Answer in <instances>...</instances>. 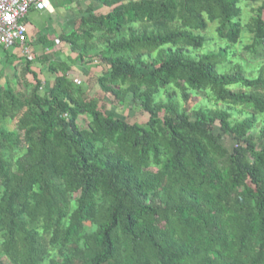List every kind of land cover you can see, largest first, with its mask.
<instances>
[{
    "label": "trees",
    "instance_id": "1",
    "mask_svg": "<svg viewBox=\"0 0 264 264\" xmlns=\"http://www.w3.org/2000/svg\"><path fill=\"white\" fill-rule=\"evenodd\" d=\"M95 2L60 39L99 75L44 56L51 86L25 59L0 88V264H264V67L217 71L243 29L264 47V0ZM208 22L227 45L196 54Z\"/></svg>",
    "mask_w": 264,
    "mask_h": 264
},
{
    "label": "crops",
    "instance_id": "2",
    "mask_svg": "<svg viewBox=\"0 0 264 264\" xmlns=\"http://www.w3.org/2000/svg\"><path fill=\"white\" fill-rule=\"evenodd\" d=\"M89 7L104 9L95 0H49V7L45 10L32 8L25 17L28 46L31 49L33 60L47 57L56 63H65L71 66L74 77H85L87 73L99 75L102 67L98 63L92 66L72 61L71 50L60 39L61 35L70 34L75 28L76 21L85 14ZM25 57L18 46L11 48L0 47V88L17 84L23 73ZM34 64L32 68H34ZM35 69V68H34ZM40 72V71H39ZM42 80L45 87L51 86L54 75L47 70L42 71Z\"/></svg>",
    "mask_w": 264,
    "mask_h": 264
},
{
    "label": "rangeland",
    "instance_id": "3",
    "mask_svg": "<svg viewBox=\"0 0 264 264\" xmlns=\"http://www.w3.org/2000/svg\"><path fill=\"white\" fill-rule=\"evenodd\" d=\"M260 3H250L241 1L240 6L242 8L241 13V23L243 26L249 21L250 17L253 15V8H256L259 6ZM209 27L207 31L201 32L202 35H204L207 40L204 44V46L198 51H194L196 54L199 53H205L207 51L211 50H218L220 46H226L227 43L225 41H222L219 39L216 28H217V22H208ZM251 35L243 29L241 34V41L235 45L234 47H231L228 51L227 55V61L224 64H219L217 66V71L219 73H227V72H233L237 66L242 67V69L246 72V74L250 77H256L260 70L264 67V47H258L255 52L249 51L246 46L249 45L252 41ZM34 68L38 73L42 74V71L44 72L46 70V66L40 64L39 62L34 63ZM24 68V67H23ZM40 71V72H39ZM42 77V76H41ZM28 78L26 76H23V73L21 74V85L18 84V87H16L19 91L22 90L24 82H26ZM13 87L17 84L12 83ZM237 85L232 86V88H236ZM174 90V88H171ZM177 93V99H181L180 92L178 89H176ZM165 90L161 89L160 93L157 96V99H161V97H164ZM206 94H192L190 97V100L188 102L189 109H192L193 107H196L198 105H207L212 108L217 107H225V104L223 103H216L211 97L208 99L206 98ZM238 110H243L245 113H239ZM111 111L119 117H126L131 121H137V122H143L146 117L140 114L139 106L137 103L129 102L128 104L123 105L121 104H115L114 107H112ZM252 110L249 108H245L242 106L234 107L233 114L237 119H242L246 113L251 112ZM82 117L79 119V123L81 122ZM215 131L217 133L221 132L219 127H215ZM257 135V134H256ZM223 141L226 144L227 147L231 148L233 145H235V141L228 135H223Z\"/></svg>",
    "mask_w": 264,
    "mask_h": 264
},
{
    "label": "built area",
    "instance_id": "4",
    "mask_svg": "<svg viewBox=\"0 0 264 264\" xmlns=\"http://www.w3.org/2000/svg\"><path fill=\"white\" fill-rule=\"evenodd\" d=\"M48 7L49 0H0V47L18 46L22 55L32 60L25 17L32 8L45 10ZM74 82L78 85L82 83L79 78H75Z\"/></svg>",
    "mask_w": 264,
    "mask_h": 264
}]
</instances>
